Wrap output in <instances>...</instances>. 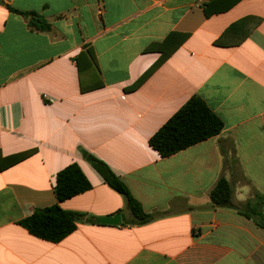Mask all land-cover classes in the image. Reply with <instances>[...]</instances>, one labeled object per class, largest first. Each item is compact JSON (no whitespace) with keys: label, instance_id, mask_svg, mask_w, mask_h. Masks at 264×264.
I'll list each match as a JSON object with an SVG mask.
<instances>
[{"label":"crops","instance_id":"1","mask_svg":"<svg viewBox=\"0 0 264 264\" xmlns=\"http://www.w3.org/2000/svg\"><path fill=\"white\" fill-rule=\"evenodd\" d=\"M231 1L0 0L1 163L27 153L0 169V264H264V229L209 196L223 176L234 203L264 198V0ZM247 17L258 22L241 42L214 44ZM192 96L221 131L160 156L149 138ZM83 151L153 218L132 222ZM73 163L91 186L60 207L121 223L77 222L57 242L32 235L19 221L57 203L55 176Z\"/></svg>","mask_w":264,"mask_h":264},{"label":"trees","instance_id":"2","mask_svg":"<svg viewBox=\"0 0 264 264\" xmlns=\"http://www.w3.org/2000/svg\"><path fill=\"white\" fill-rule=\"evenodd\" d=\"M235 0H232V4ZM253 17L243 18L229 25L221 36L214 41L218 46L236 45L246 36L244 25ZM254 18L249 22L250 27L257 24ZM31 26L36 29H47L49 24L43 18L32 14ZM182 35L180 39H183ZM170 50L162 52L156 60L127 91L137 88L170 54ZM222 121L208 108L198 96L190 97L167 121L149 138L148 143L162 157L169 156L202 140L217 135L222 129ZM27 153L17 154L6 158L0 169L22 160ZM225 154V153H224ZM83 156L100 174L104 182L123 196L126 207L132 215V222L145 223L153 215L143 211L140 203L132 196L124 182L119 179L103 161L83 151ZM235 156L231 157V164H235ZM90 182L76 164H70L60 170L55 176L54 194L57 203L51 206L37 208L30 215L19 221L32 235L57 242L73 231L77 222L100 224L83 212L64 210L59 203L90 188ZM210 200L215 207L232 208L239 214L251 219L257 226L264 229V214L262 206L264 198L255 193L252 198L242 203H234L232 184L225 177L220 176L209 192Z\"/></svg>","mask_w":264,"mask_h":264},{"label":"water","instance_id":"3","mask_svg":"<svg viewBox=\"0 0 264 264\" xmlns=\"http://www.w3.org/2000/svg\"><path fill=\"white\" fill-rule=\"evenodd\" d=\"M94 221L100 224L119 225L121 223L120 213H115L108 216L94 217Z\"/></svg>","mask_w":264,"mask_h":264}]
</instances>
